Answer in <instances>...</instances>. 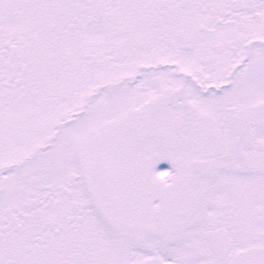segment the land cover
I'll return each instance as SVG.
<instances>
[{
	"label": "snow or ice",
	"instance_id": "snow-or-ice-1",
	"mask_svg": "<svg viewBox=\"0 0 264 264\" xmlns=\"http://www.w3.org/2000/svg\"><path fill=\"white\" fill-rule=\"evenodd\" d=\"M0 264H264V0H0Z\"/></svg>",
	"mask_w": 264,
	"mask_h": 264
}]
</instances>
